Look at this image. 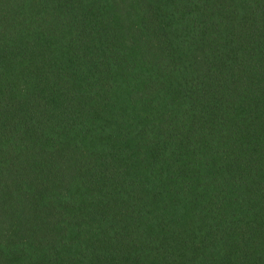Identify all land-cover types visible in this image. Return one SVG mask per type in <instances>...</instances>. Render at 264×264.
<instances>
[{"label": "trees", "instance_id": "trees-1", "mask_svg": "<svg viewBox=\"0 0 264 264\" xmlns=\"http://www.w3.org/2000/svg\"><path fill=\"white\" fill-rule=\"evenodd\" d=\"M0 264H264V0H0Z\"/></svg>", "mask_w": 264, "mask_h": 264}]
</instances>
